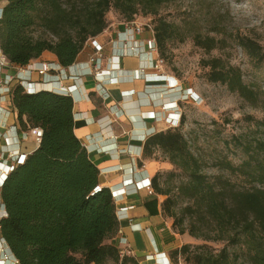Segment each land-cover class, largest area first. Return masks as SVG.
Masks as SVG:
<instances>
[{
    "label": "trees",
    "instance_id": "obj_1",
    "mask_svg": "<svg viewBox=\"0 0 264 264\" xmlns=\"http://www.w3.org/2000/svg\"><path fill=\"white\" fill-rule=\"evenodd\" d=\"M6 1L0 17V51L8 62L25 67L48 51L62 67H69L85 44L108 27L106 14L111 8L122 14L124 22H131L139 13L157 15L168 0ZM152 28L162 55L174 26L159 19ZM195 42L213 47L211 38L197 36ZM241 45L249 55L264 57L258 44ZM208 65L209 81L226 84L247 99L252 96L238 69H219L218 59ZM10 96L21 129L39 127L43 132L37 149L8 174L1 187L7 215L0 219V234L18 263L139 264L106 243L119 228L115 200L109 188L99 186V169L74 133L72 97L46 90L28 93L21 84L12 87ZM177 128L161 130L144 144V156L160 149L188 175L177 188L178 196L188 201L179 213L170 189L161 187L158 175L151 179L155 193L166 196L163 214L181 235L242 244L251 264H264V165L258 159L238 166L221 162L231 174L250 177L248 189H237L225 178L211 182ZM256 145L262 147L264 141ZM194 248L186 243L173 255L187 264H229L227 246L217 254Z\"/></svg>",
    "mask_w": 264,
    "mask_h": 264
},
{
    "label": "crops",
    "instance_id": "obj_2",
    "mask_svg": "<svg viewBox=\"0 0 264 264\" xmlns=\"http://www.w3.org/2000/svg\"><path fill=\"white\" fill-rule=\"evenodd\" d=\"M6 3L0 0V13ZM152 37L148 30L130 32L126 22L109 23L94 38L102 47V83L89 73V57L96 50L92 41L69 67H62L57 57L46 51L29 67L0 66V78L19 76L34 83L50 82V88L72 87L74 133L99 169V186L109 188L115 200L119 228L106 243L116 246L121 255L133 256L139 264H187L180 257L176 259L173 251L189 243L191 237L174 230L172 219L162 211L164 197L148 188L151 179L168 164L144 156L145 141L167 128L162 125L169 115H178L177 94L167 90L163 72L151 66L155 56L149 51ZM133 45L137 54H127ZM51 63L57 71L39 75L37 69ZM16 83L14 80L11 87ZM38 146L32 130L21 129L11 96L2 92L1 85L0 148L29 155ZM6 215L0 190V219Z\"/></svg>",
    "mask_w": 264,
    "mask_h": 264
},
{
    "label": "rangeland",
    "instance_id": "obj_3",
    "mask_svg": "<svg viewBox=\"0 0 264 264\" xmlns=\"http://www.w3.org/2000/svg\"><path fill=\"white\" fill-rule=\"evenodd\" d=\"M106 19L118 23L125 18L111 8ZM135 19L152 25L163 19L174 26L164 54L158 51L164 60L161 72L178 85L173 90L181 114L177 129L198 158L201 171L211 182L225 178L237 189L250 188V177L231 174L221 167V162L238 166L246 160L255 164L258 159L264 165V145H256L258 140L264 141V57L249 55L241 45V42H253L260 46L258 53L264 54V0H168L157 15L139 13ZM197 36L213 39V47L197 45ZM214 59L219 60V69L240 71L243 83L253 92L250 98L230 91L226 84L209 81L208 62ZM167 90L170 91L168 87ZM168 124L164 119L162 128H170ZM151 157L168 164L156 175L161 187L170 189V195L176 198L177 212H182L180 208L188 201L178 196L177 188L187 182V173L171 164L160 149ZM214 234L211 236L217 238ZM189 243L196 251L214 254L227 246L229 264H251L248 250L242 244L194 237Z\"/></svg>",
    "mask_w": 264,
    "mask_h": 264
},
{
    "label": "built area",
    "instance_id": "obj_4",
    "mask_svg": "<svg viewBox=\"0 0 264 264\" xmlns=\"http://www.w3.org/2000/svg\"><path fill=\"white\" fill-rule=\"evenodd\" d=\"M1 17V16H0ZM126 26L128 28V30L132 33H141L142 31L148 30L153 34V37L149 40V51L152 54H155V56L153 58H151V66L158 70L161 71L162 67H163V63L164 60L162 59V57L159 55L158 52V48H157V44H156V40L154 38V32H153V28L152 25L149 21H143L140 19H135L134 21L131 22H126ZM89 41H92L93 43H96L93 39H90ZM88 41V42H89ZM96 50L95 53L92 54L89 57V64L91 65V68L89 70V73L91 75L94 76L95 80L98 83H102L105 79V74H104V69L102 68V58L99 55V53L102 51V47L96 43L95 45ZM137 50L138 48L136 46H130L127 49V54H137ZM11 63L8 62V60L6 59V57L0 53V66H4V65H9ZM31 66V65H30ZM20 67V66H19ZM29 67V64L26 66ZM24 68V67H20ZM39 75H46L47 72H51V71H57V69H55L53 63L48 64V65H42L41 68L37 69ZM143 69L141 68L140 70V75L143 73L142 72ZM139 75V74H138ZM161 76H163V78H165V82H166V86L169 88L170 91H173L176 89V87L178 85H174L172 84L173 79H171L172 77L168 76V75H164L162 74ZM73 79H75V76H72ZM17 80L16 84H21L23 86V88L25 89L26 92L28 93H35L38 91H42V90H46V91H51V92H55V93H59V94H63V95H69L72 97L73 101H75V98L73 97V90L72 87H68V86H62L60 88H50V82H31L25 78H20L18 77H13V76H7V78L5 80H2L0 78V86L2 85V92L4 94H11V83ZM176 112H177V118L173 117L171 115H169L170 117L167 118V122L169 123V127H177L180 123V117L181 114L180 112H178V109L175 108ZM35 139L37 140V142H40V139L42 137V129L39 127L33 128L31 129ZM6 156V158H5ZM27 155L21 154L18 150H2L0 148V190L1 187L4 183V181L6 180L8 174L18 165L24 162L25 158ZM10 161L9 164H7ZM148 188H151V184L148 185ZM0 264H6L7 261L12 260L13 264H17L18 260L14 257V255L12 254L7 242L2 238V243H0Z\"/></svg>",
    "mask_w": 264,
    "mask_h": 264
},
{
    "label": "water",
    "instance_id": "obj_5",
    "mask_svg": "<svg viewBox=\"0 0 264 264\" xmlns=\"http://www.w3.org/2000/svg\"><path fill=\"white\" fill-rule=\"evenodd\" d=\"M0 16H1V13H0Z\"/></svg>",
    "mask_w": 264,
    "mask_h": 264
}]
</instances>
